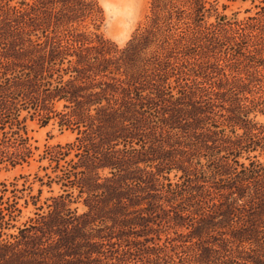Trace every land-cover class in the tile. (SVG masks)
I'll list each match as a JSON object with an SVG mask.
<instances>
[{"label":"rangeland","instance_id":"rangeland-1","mask_svg":"<svg viewBox=\"0 0 264 264\" xmlns=\"http://www.w3.org/2000/svg\"><path fill=\"white\" fill-rule=\"evenodd\" d=\"M21 1L0 0V61L17 43H40L89 89L85 105L94 87H117L106 97L132 123L108 138L104 113L88 107L86 133L60 126L57 113L75 107L64 100L47 125L28 120L32 156L0 159V264H264L258 52L250 47L249 61L213 48L204 22L180 31L168 51L151 0H26L11 11ZM210 1L228 20H262L250 22L263 29L255 26L254 47L264 48V0ZM133 78L139 89L129 95ZM232 81L247 91L222 96L219 85ZM240 104L247 114L228 110Z\"/></svg>","mask_w":264,"mask_h":264},{"label":"trees","instance_id":"trees-1","mask_svg":"<svg viewBox=\"0 0 264 264\" xmlns=\"http://www.w3.org/2000/svg\"><path fill=\"white\" fill-rule=\"evenodd\" d=\"M25 1L20 2V8L17 6L10 7L11 11L17 13L21 12L19 9L31 6L29 2L25 3ZM207 4H210V8H207ZM151 10L153 13L151 18L152 25L161 27V35L164 37L162 43L165 45L167 42L169 45L168 51L172 49L170 40H173L176 45V40L179 39L176 38V35L181 37L180 31L186 33L185 30H190L193 26L204 22L209 25L206 30V40L215 46L213 48L219 50L224 47L228 48L231 51L233 50V54L235 53V55L245 57V60L251 61L253 55L256 58L257 54H250L252 52L250 47H253L260 55L256 60L258 65L264 66V48L256 49L254 47L256 44L254 41L255 26L261 31L263 30L258 23H254L255 21L262 22L260 19L249 17L247 20H228L226 14L217 12V7L210 0H151ZM213 10L217 12V21L208 23L205 21L206 14L208 13L211 16V11ZM251 20L255 21L250 22ZM180 23L186 25L185 29H182L183 26H180ZM147 31V29L144 30L141 35H144ZM197 38L198 36L194 35V40ZM199 39L203 41L204 36ZM1 59L0 159L2 161H9L12 165L27 162L33 154L28 131V120L38 118L42 126L47 125L56 117V103L62 100L66 102L64 107L68 108L72 107V105H75V107L68 113H57L63 117L59 121L60 126H84L85 129H80V131L86 133L90 124H88L87 120L94 117L89 113L88 110L90 108L88 107H93L97 112L104 113L105 118H107L106 122L110 130H113L112 133H114V135L109 133L108 138L112 136L114 139L116 138L115 136L119 137L121 134L119 129H125L127 122L132 123V118L126 117V113H124L126 111H123L120 105L116 108L111 106L109 99L106 97L109 89L116 93L117 87L113 84L106 88L102 85L94 87L93 89L99 88V90L88 94L90 99L88 105H85L84 100L80 99V97H83L82 94H87L89 89L76 83L77 80H80V77L73 75L72 71L62 66L57 68V63L61 65L63 59L58 55L49 56L46 54L40 43L32 42L30 50L17 43L15 44L14 52L2 55ZM78 62L82 63L83 61L79 59ZM67 75L68 78L65 79L64 77ZM134 84V78L129 79L130 86L125 88L126 94H132L131 88L134 89ZM135 86L136 90L137 88L139 89L136 84ZM218 88L223 90L221 92L222 96V93L230 92L236 95L247 91L244 86L234 85L233 81L228 85L220 84ZM104 100L107 101V105L104 104ZM131 104L133 102L128 105L125 103V106L127 105V108L131 109ZM244 109L243 104H240L228 110L234 112V114L244 113L245 115L247 111ZM233 122L239 128H247L236 119ZM244 133H246V129ZM242 140L243 138L239 137L237 142L240 144ZM71 145L69 144V146ZM244 148L248 151L253 150V146H250V143L245 145ZM229 150L227 149L228 153H230ZM62 154L66 155V153ZM80 173H84L83 170L75 171L74 176L77 178Z\"/></svg>","mask_w":264,"mask_h":264}]
</instances>
